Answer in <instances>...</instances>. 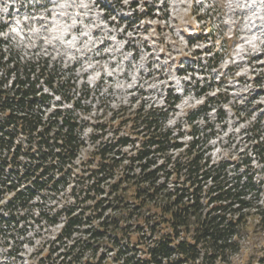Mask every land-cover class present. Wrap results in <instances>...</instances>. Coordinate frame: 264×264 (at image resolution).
Masks as SVG:
<instances>
[{"label":"clouds","instance_id":"obj_1","mask_svg":"<svg viewBox=\"0 0 264 264\" xmlns=\"http://www.w3.org/2000/svg\"><path fill=\"white\" fill-rule=\"evenodd\" d=\"M25 69L38 81L37 96L47 97L28 117L46 127L59 107L77 125L61 133L65 139L69 131L75 137L71 155L54 161L71 169L77 193L82 171H90L89 160L104 145L115 144L120 136H139L138 143L119 148L131 159L149 134L144 121L159 115L151 131L167 137L169 145L180 141L187 148L198 142L201 168L213 176L221 173L219 180L206 181L201 203L208 206L221 184L238 197L228 201L231 214L221 228L229 221L234 227L221 242L200 243L193 239L195 233L181 231L173 246L180 240L195 244L202 259L193 264H208L203 257L212 252L218 257L213 264H261L264 93L253 97L264 89V0H0V81L7 80L4 88L10 96L19 88L13 82L25 79ZM5 115L0 112V118ZM117 117L135 124H118ZM57 123L64 125V120ZM16 142L29 147L23 135ZM177 158L187 164L192 156H153L157 167L167 162V169ZM135 173L143 175L139 167ZM158 175L156 186L166 183L168 192L189 187L183 174L179 184ZM72 187L70 183L55 200L51 193L38 192L27 208L18 210L32 220L25 222L23 233L25 223L0 234V264H60L57 254L45 255L59 227L36 224L35 219L42 211L55 214L65 203H75ZM0 211L8 214L2 207ZM144 232L151 235L148 225ZM72 242L66 240L64 246ZM147 244L151 247L153 241Z\"/></svg>","mask_w":264,"mask_h":264},{"label":"trees","instance_id":"obj_2","mask_svg":"<svg viewBox=\"0 0 264 264\" xmlns=\"http://www.w3.org/2000/svg\"><path fill=\"white\" fill-rule=\"evenodd\" d=\"M25 72V79L18 78L13 82L14 88L19 84L14 96L4 88L7 80L0 81V112L6 113L0 118V200L8 197L4 204H0L8 212L5 215L0 211V234L6 235L14 227L32 220L29 213L19 215L18 210L27 208L38 192L51 193L55 200L70 183L73 187L69 194L75 203H65L55 214L42 211L35 219L36 224L48 227L63 221L64 226L56 240L48 245L45 254L49 258L57 254L60 264H81V260L84 264H103L108 259V252H113V257L107 264H193V261L202 259L196 245L180 240L173 246L174 237L179 238L181 231H185L195 233L193 239L200 243L221 242L234 227L231 221L224 228L221 225L231 214L228 201L238 197L233 196L230 190L225 191L221 184L208 199V206L201 203L200 193L206 181L219 180L221 173L213 176L201 168L202 154L198 150V142L187 148L180 141L169 145L167 137L151 131L156 127L159 115L144 121L149 134L143 136L141 149L131 159L127 158V153L122 156L119 148L138 143L139 136L136 140L120 136L115 144L104 145L95 159L89 160L87 168L90 171H82L84 179L80 181L82 187L77 193L74 186L77 181L72 179L71 169L65 171L54 162H63L71 155L75 137L69 131L65 139L61 133L65 127L71 130L77 125L63 116L59 107L46 127L28 117L27 113L47 97L37 96L38 81L33 82L27 69ZM12 74L9 69L8 75ZM58 119H63L64 125L58 124ZM115 119L121 125L135 124L132 119ZM21 135L27 138V150L23 143L16 142ZM33 144L36 151L32 150ZM166 152H186L192 159L184 164L177 158L172 169H167V162L157 167L153 156L158 154L163 159ZM21 167L24 169L22 175ZM136 167L143 175H136ZM158 173L177 184L183 174L189 187L181 185L175 192H168L166 183L156 186L155 182L160 178ZM144 225H148L151 235L144 232ZM27 227L25 223V228L20 231L23 233ZM66 240L73 241L71 247L64 246ZM147 241H153V246L149 247ZM103 246L108 252L97 258ZM89 255L97 261L87 259ZM203 259L213 264L218 257L212 252Z\"/></svg>","mask_w":264,"mask_h":264},{"label":"rangeland","instance_id":"obj_3","mask_svg":"<svg viewBox=\"0 0 264 264\" xmlns=\"http://www.w3.org/2000/svg\"><path fill=\"white\" fill-rule=\"evenodd\" d=\"M161 55H163V53H162ZM181 59H183V58H181ZM185 67H187V65H186ZM255 79H256L257 82L260 81V77H256ZM169 91H171V90H169ZM261 93H264V89H258V90H257V93H256V96H254L253 99L257 98ZM138 107H139V105H138ZM258 107H259V105H258ZM129 224H131V223H129ZM134 224H136V222H134ZM134 224L131 225L133 228L135 227ZM56 227H59V228H60V225H57V226H55V227H53V228H56ZM107 250H108V249H107L105 246H103V247L100 249V251H99V255H100L101 253H103V252H108ZM111 256H112L111 253L108 252V259L105 260V261L103 262V264H107V263L111 260ZM91 260H93L94 262L97 261L96 259H91Z\"/></svg>","mask_w":264,"mask_h":264}]
</instances>
